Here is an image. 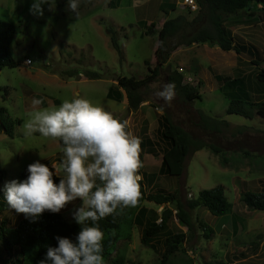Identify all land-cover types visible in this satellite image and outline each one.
I'll list each match as a JSON object with an SVG mask.
<instances>
[{"label": "rangeland", "instance_id": "374dc122", "mask_svg": "<svg viewBox=\"0 0 264 264\" xmlns=\"http://www.w3.org/2000/svg\"><path fill=\"white\" fill-rule=\"evenodd\" d=\"M181 2L79 0L77 15L69 10L68 0H43L40 10L33 8L39 0H0V20L12 23L16 31L10 47V55L16 65L0 70V108L5 109V116L9 117L5 123L10 127L11 134L0 132V202L5 205L0 213V223L4 221L8 228H14L24 217L8 206L3 187L12 180L19 181V175L27 171L28 165L36 161L48 163L58 176L64 177L60 167L64 156L59 142L44 138L39 133L27 138L24 135L22 125L28 119L32 99L43 97L44 105L41 107H58L64 99L82 97L96 106H102L121 121H125L130 112L135 115L136 110H128L126 100L122 105L108 99L106 93L110 86L115 85L117 77L141 79L148 74V67L153 69L156 66L157 32L166 19L186 14V11L178 9ZM172 5H175L174 9H170ZM193 15H189L188 19ZM239 19L245 20V16ZM143 22L155 24V35H144ZM250 24H244L248 27L243 30L244 35L253 37L252 44H244L241 38L240 42L253 46L257 54L254 57L244 55L250 61L239 75L233 76L227 62L229 55L236 54L233 50L223 52L216 46L197 43L190 47L180 46L170 54L167 63L172 69L182 71L185 84L194 86L201 81L198 89L201 99H195L193 104H184L176 94L170 103L157 98L155 92L167 83L164 65L159 70L157 81L150 85L147 95L150 108L146 104L137 109V117L141 119L144 118L141 112L153 111L148 136L156 156L143 154L139 174L145 194L162 189L175 193L184 202L196 198L200 190L222 186L232 204L231 214L216 217L204 207L193 209L194 230L189 232L178 224L175 204L157 206L143 201L140 206L149 210L146 217H152V212L156 211V220L160 222L165 208L170 209L173 215L168 220L166 231L153 238L148 246L140 242L144 225L133 223L129 228L125 224L122 234L129 233L130 238L117 243V251L123 255L124 264H162L166 238L179 233L185 235L181 249L166 264H264V212L250 211L240 201L245 191L264 192V119L256 115L252 120L226 115L228 103L219 92L221 83L216 80V74L219 77H239L244 73L249 81V92L252 94L257 90L256 84L254 86L256 66L250 62H258L259 68H264V22ZM223 26L233 39L232 26L228 23ZM109 27L115 30L120 54L110 44L106 33ZM235 36L239 37V33L235 32ZM37 69L59 83L36 81L35 75L30 74ZM87 70L96 72L101 79L86 78L84 73ZM61 71H77L78 76L62 75ZM259 94L264 101V91H259ZM196 110L231 126L221 135H204L190 123V120H197ZM164 114L192 136L221 147L227 153V165L221 166L217 156L202 149L187 156L181 176H159L151 181L144 178L149 174L157 175L161 164L164 146L159 138L158 123L159 117ZM237 127L243 128L240 134L235 133ZM138 134V126H135L133 135ZM246 150L250 154L244 159L242 155ZM81 205L82 201L77 199L58 214L76 223L73 213ZM199 222L212 228L213 233L208 238H205ZM115 256L114 252L104 264H110ZM16 257L14 254L9 256L0 242V264H13Z\"/></svg>", "mask_w": 264, "mask_h": 264}, {"label": "trees", "instance_id": "16d2710c", "mask_svg": "<svg viewBox=\"0 0 264 264\" xmlns=\"http://www.w3.org/2000/svg\"><path fill=\"white\" fill-rule=\"evenodd\" d=\"M195 3L198 10L194 15L193 12L184 9L182 11H186V14H180L176 18L166 19L163 22L157 32L156 66L153 69L148 67V74L141 79L117 77L114 80L116 84L108 89L106 95L108 99L120 102L121 89L125 92L128 110H137L142 103L148 100L147 95L150 93V85L157 81L160 75L159 70L165 65L166 81L175 84V94L181 99V102L193 104L195 99L200 100L198 89L201 81L194 86L185 84L182 71L172 69L167 63L170 54L180 46L190 47L197 43V45L216 46L222 51L233 50L237 55L244 53L254 57L257 54L253 46L234 44L233 39L229 37L230 35L223 25L225 23L230 24L236 19L241 20L239 18L243 16H245V20L249 21V25H251V22L255 24L264 22V0H195ZM166 5L160 8L163 9ZM174 7L175 5H172L170 9H174ZM189 15L194 17L188 19ZM154 25V23L148 25L145 22L142 23L141 26L144 29L145 36L155 35ZM15 33V27L12 23L0 20V70L14 68L16 65L10 55V47L14 41ZM106 33L109 36L111 46L120 54L121 50L116 39L115 30L109 27L106 28ZM250 63L256 66L254 86L256 84L257 90L252 93L253 96L249 92V81L245 76L234 78L216 76V80L221 83L219 92L228 103L225 110L226 115H238L246 120H252L256 115L264 119V101L260 99L261 94H259V91H264V68H259L260 64L258 62L251 61ZM60 74L69 77L78 76L77 71H61ZM84 76L93 80L101 79L99 74L89 70L84 73ZM195 112L197 120L194 122L190 120V123L204 135H221L231 126L229 123L210 117L202 111L196 110ZM5 113V109L0 108V132L11 136L10 127L6 126L5 123L9 121V117L7 114L5 116ZM158 124L159 138L164 146L161 152V164L157 175L149 174L144 177L147 180L151 181L155 177L158 179L159 176L165 178L181 176L187 156L202 149H207L211 154L217 156L221 166L227 165L228 156L221 147L192 136L179 125L173 124L165 114L159 117ZM242 130V127H237L235 133L240 134ZM148 143L150 144L147 151H140L141 163L145 153L156 156L153 143L149 141ZM234 151L237 152L238 150ZM249 154L250 152L246 150L242 157L245 156V159ZM62 162L60 160V163ZM41 163L49 165L48 163ZM139 174H141L140 171ZM28 175V171L22 172L19 175V181L27 179ZM60 178L63 177H55L57 184ZM140 184L142 195L135 207L118 208L116 213L98 222L99 227L104 232L102 253L104 263L115 252L116 256L110 260V264H124L123 255L118 254L117 243L130 238L129 233L122 234V228L125 224L129 228L133 223L144 225L140 242L145 246H148L153 238L166 231L168 220L173 215L172 211L165 208L161 213L160 222H157L156 219L158 218L155 212H152V217L145 216V214L147 215V209L140 206L143 201H148V203L157 206L175 204V218L178 224L186 227L189 232L194 230L191 216L193 209L204 207L211 215L216 217L230 215L232 212V204L227 200L222 186L200 190L196 198L186 199L182 202L175 193H169L162 189H156L152 193L145 194L141 181ZM240 201L242 206H245L248 210L250 209V211L264 212V192L245 191L241 194ZM4 207L5 205L0 202V213ZM89 225L91 226V222H89ZM199 227L202 229L205 238L213 233L212 228L206 223L199 222ZM80 230L81 225L67 221L58 213L44 212L34 219H28L24 216L14 228H8L4 221L1 222L0 242L9 256L12 254L17 255L16 259L12 261L13 264H39V261L45 258L47 248L57 246V236L69 238L75 242ZM184 237L183 233H179L169 235L166 238L162 264H166L171 257L180 251Z\"/></svg>", "mask_w": 264, "mask_h": 264}, {"label": "clouds", "instance_id": "9594fccd", "mask_svg": "<svg viewBox=\"0 0 264 264\" xmlns=\"http://www.w3.org/2000/svg\"><path fill=\"white\" fill-rule=\"evenodd\" d=\"M40 4L43 0L33 8L40 10ZM68 8L78 15L79 0H68ZM155 95L170 103L175 84L164 83ZM43 104V97L32 99L28 119L22 125L24 135L27 138L39 133L62 142L60 167L64 177L57 184L53 168L36 161L28 165L27 179L4 185V199L28 219L46 211L57 214L69 203L81 200L82 205L73 213L81 225L75 242L57 236V246L48 247L39 264H104V232L98 222L118 208L135 207L139 202L141 140L127 130L128 121L115 118L88 99H64L58 107H41Z\"/></svg>", "mask_w": 264, "mask_h": 264}, {"label": "crops", "instance_id": "0c3cea01", "mask_svg": "<svg viewBox=\"0 0 264 264\" xmlns=\"http://www.w3.org/2000/svg\"><path fill=\"white\" fill-rule=\"evenodd\" d=\"M244 24H248L249 25V21L236 19L235 21H233V22L230 23V25L232 26L231 28L234 30L232 37H233V39H234V41H235L236 44H240V45H244V44H247V43L252 44L253 37L252 38L248 37V34L247 35H244L245 30H243V28L247 29V27H248V25H244ZM235 32H238L239 33V37L235 36ZM240 38L245 41L244 44H241V42H240L241 39ZM247 38H250V39L247 40ZM244 55H246V54L243 53V54H239V55H237V54H231V55H229L227 62H228V65L231 66L230 67L231 68V72H232V74L234 73L233 76L239 75V73L241 71H243V66H248L249 65V61L250 60L246 59L244 57ZM232 59H234V60L232 61ZM30 75H35L34 76V79L36 81H38V82H41V81H48V82H50L51 81L52 83H55V82L59 83L58 81H55L52 78H50L49 76L43 74L40 70H38V71H36V72H34V73L30 74ZM216 75L219 76L218 74H216ZM233 76L231 78H234ZM240 76H245V74L244 73H241ZM26 77H29V75L26 76ZM120 93H121V99H120V102H118V103H120V104L123 105L124 104L123 101L124 100L127 101V99H126V95H124L125 92L123 90L120 89ZM106 95H107V93H106ZM36 96L39 97L38 95H36ZM150 103L151 102H148V100H147L144 103H142L140 105V107H143L146 104H147V107L148 106H151ZM148 108H150V107H148ZM138 110H136L135 115L130 112L129 113V116H127L126 121H128V124H129V127H128L129 130L128 131L131 132L132 134H133V132L135 130V126H138L139 134L137 135V137H139L140 140H141V151L146 152L147 149L149 148L148 145L150 144V143H148V141L151 142V143H153L152 140H151V138L148 136L149 127L151 125V121L150 120H151V117L153 116V111L150 110V113L149 112H146V111L141 112V114L144 115V118L141 119V118L137 117V111ZM58 145L62 146V143L59 142ZM142 145H143V147H142ZM144 155H147L148 156L149 154L145 153ZM147 213H149V210H147Z\"/></svg>", "mask_w": 264, "mask_h": 264}, {"label": "built area", "instance_id": "2783aa9c", "mask_svg": "<svg viewBox=\"0 0 264 264\" xmlns=\"http://www.w3.org/2000/svg\"><path fill=\"white\" fill-rule=\"evenodd\" d=\"M180 9H188L190 12H196L198 10L195 0H182L178 5ZM26 63L29 64V61L26 60Z\"/></svg>", "mask_w": 264, "mask_h": 264}]
</instances>
